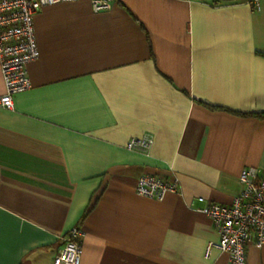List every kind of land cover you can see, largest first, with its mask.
<instances>
[{
  "label": "crops",
  "instance_id": "1",
  "mask_svg": "<svg viewBox=\"0 0 264 264\" xmlns=\"http://www.w3.org/2000/svg\"><path fill=\"white\" fill-rule=\"evenodd\" d=\"M33 24L30 85L0 107V264H53L73 227L79 264H229L201 209L264 177V0H74ZM145 174L176 190L137 194Z\"/></svg>",
  "mask_w": 264,
  "mask_h": 264
},
{
  "label": "built area",
  "instance_id": "2",
  "mask_svg": "<svg viewBox=\"0 0 264 264\" xmlns=\"http://www.w3.org/2000/svg\"><path fill=\"white\" fill-rule=\"evenodd\" d=\"M74 0H0V74L4 92L0 107L12 108L13 95L30 85L26 65L39 55L33 24L34 14L43 6ZM113 0H90L93 12L107 11ZM254 8L259 0H250ZM153 139L148 134L131 137L125 143L129 150L146 152ZM240 190L229 204L208 203L201 209L212 221L218 239L209 241L205 256L215 248L228 256L229 264H247V248L264 243V177L255 167H243L238 175ZM176 183L153 174L136 179L135 192L141 196L162 200L167 192L176 190ZM82 232L71 228L60 237L61 246L53 264H79L82 252Z\"/></svg>",
  "mask_w": 264,
  "mask_h": 264
}]
</instances>
